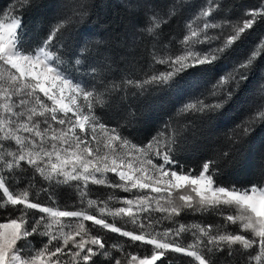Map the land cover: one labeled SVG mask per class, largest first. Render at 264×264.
Instances as JSON below:
<instances>
[{
    "label": "snow or ice",
    "instance_id": "snow-or-ice-1",
    "mask_svg": "<svg viewBox=\"0 0 264 264\" xmlns=\"http://www.w3.org/2000/svg\"><path fill=\"white\" fill-rule=\"evenodd\" d=\"M38 6L43 5L26 0L22 11ZM84 7L71 0L59 5L48 28L31 47L24 44L26 30L14 7L3 12L7 19L0 21V209L8 212L0 216L5 221L0 222V264H105L99 257H109L107 264H111L114 258L109 256L103 237L90 230L88 221L129 238L133 244L151 246L150 255L126 254L130 255L128 264H163L162 258L169 252L190 257L194 264H216L213 257L227 258L239 252L246 257L244 264H264V175L246 185L217 181L223 172L221 161L234 160L257 127H264V102L250 104L227 129L223 151L202 158L190 169L175 158L182 136L171 121L146 142L134 143L118 125L112 126L97 114L98 109L110 106L109 98L122 99L120 93L125 89L142 90L146 85L179 89L174 80L189 75L193 78L189 86L204 82L205 91L177 109V116L202 120H211L213 114L222 116L244 90L257 61L264 59V37L243 57L232 59L248 30L264 21V5L248 12L242 25L228 23L227 32L223 24L209 19L211 4L201 8L186 25L181 54L171 55L159 47L161 25L167 21L155 5L144 0L145 24L139 35L152 41L149 55L153 64L165 65L168 70L143 81L126 78L120 83L98 75L100 69L93 62L88 42L73 43L71 39ZM174 11V7L169 9V18ZM212 29L221 32L210 35ZM221 63L226 70L213 78V67ZM256 92L264 96V76ZM6 143H14L15 149ZM25 166L49 183H74L81 205L89 196V184L131 196H109L105 201L87 198V207H95L99 215L83 206L61 209L33 202L32 179L29 188L19 192L9 187L12 175L23 172ZM109 173L118 180H110ZM114 199L120 200L121 206H109ZM225 208L231 210L227 215L222 211ZM213 211L238 231L224 228L213 233L212 225H186L177 219L186 212ZM153 213L159 217L154 218ZM108 216L127 217L139 231L122 229L108 222ZM165 220L176 227L162 226ZM188 233L192 240L185 246L182 240ZM37 236L43 238L42 247L26 251L22 242ZM115 264L122 261L116 259Z\"/></svg>",
    "mask_w": 264,
    "mask_h": 264
},
{
    "label": "trees",
    "instance_id": "trees-1",
    "mask_svg": "<svg viewBox=\"0 0 264 264\" xmlns=\"http://www.w3.org/2000/svg\"><path fill=\"white\" fill-rule=\"evenodd\" d=\"M36 5L33 10L22 11L26 6V0H0V19L3 12L15 8V14L22 17L23 27L26 30L24 44L27 47L34 46L38 39L48 28L55 11L59 10V5L69 3V0H33ZM73 3H82L84 16L73 26L71 39L73 43L83 44L88 42L100 71L98 75L106 77L108 81L120 83L122 79H133L143 81L156 71L161 70L164 65L153 64L149 53L152 49V41L146 36L139 35V29L145 24L143 10L144 0H71ZM165 17L166 23L161 25L159 47L176 48L183 19L187 14L184 3L179 0H148ZM260 5H264V0H211L213 8L212 16L222 21L232 24L243 23L245 10L249 12ZM55 6V7H54ZM174 7L175 11L169 18V9ZM247 37L236 47L232 53V59L243 57L253 46L258 45L261 37H264V21L257 22L254 27L248 30ZM229 62V66H230ZM225 64L221 63L213 67L210 75L214 78L225 71ZM264 76V59H259L257 65L244 90L236 98V101L227 107L223 115L213 114L211 120L199 119L185 116H177L179 109L186 101L192 100L205 91L204 82L198 85L189 82L193 78L189 75L177 77L175 86L158 88L153 85H146L144 89L128 88L120 93L122 99L110 100V106L100 110L97 114L109 121L112 126H119L123 134L133 140L134 143L146 142L155 134L157 129L163 127L165 122L171 121L172 124L181 129L182 140L177 146L175 158L180 165L185 168H193L204 157L211 156L218 151H223L226 147L224 133L231 128L241 116L249 110L250 104L264 102V96L256 92L260 77ZM196 80H199L197 74ZM210 86V85H209ZM102 91V88L99 89ZM219 124V126H217ZM6 143L5 146H7ZM223 172L217 177V181L222 184L246 185L254 179L264 175V127H257L254 134L243 146L242 151L232 161H221ZM110 180H118L114 174L109 173ZM33 180L30 188V199L33 202L58 206L61 209H79L85 207L89 212L95 213L94 207H87V198L93 200H108L109 196L117 198L128 197L130 193L113 189L103 185H88L89 196L85 198L81 205L80 194L76 185L49 183L34 173L32 169L25 166L23 172L13 174L9 180L10 190L19 192L29 188V180ZM51 195L53 200H49ZM0 196L2 191L0 190ZM6 199V198H5ZM3 201H0L2 203ZM109 206H121V201L114 199L109 201ZM224 215L229 214L230 209H222ZM8 212L0 209V216H7ZM19 215V213H15ZM154 218L159 214L153 213ZM108 222L115 223L118 227L125 230L138 232V227L134 226L127 217L113 218L106 217ZM179 222L193 221L197 224L208 226L212 225L213 233L229 231L238 228L226 222L218 212H186L177 218ZM4 222V220H0ZM94 234L101 235L105 241L109 256L113 257L111 264H115L116 259H120L122 264H128L130 255L139 256L150 255L151 246L143 245L140 242L133 244L129 238L122 237L118 233L99 229L93 226L91 221L86 222ZM162 226H171L168 221H163ZM188 236V237H187ZM190 237L185 234L182 240L186 242ZM41 237H29L22 242L26 245V251H32L42 247ZM185 244V243H183ZM123 248V252L117 247ZM254 254V253H253ZM109 257H99L107 264ZM163 264H192V258L183 254L169 252L167 257L162 258ZM216 264H244L246 257H242L236 252L231 257H213Z\"/></svg>",
    "mask_w": 264,
    "mask_h": 264
},
{
    "label": "rangeland",
    "instance_id": "rangeland-1",
    "mask_svg": "<svg viewBox=\"0 0 264 264\" xmlns=\"http://www.w3.org/2000/svg\"><path fill=\"white\" fill-rule=\"evenodd\" d=\"M181 3H184V6L186 7L187 9V14L185 15L184 19H183V27H182V31H181V34L179 36V38L177 39V42H178V47L176 48H162V50L168 52L169 54L171 55H179L181 54L182 52V49H183V45L181 43V41L183 40V36L186 35L188 33V29L186 27L187 23L193 19H195V17L197 16V14L199 13V11L201 10V8H207L209 6V4H211V0H179ZM249 11L248 10H245V14L248 13ZM7 18L5 17H2L0 19V21H4L6 20ZM212 22H215L217 24H223L225 27H224V31L227 32L229 29L227 28V25L228 23H231V22H227V21H220L219 19L215 18L214 16H211L209 18ZM200 26L202 27V21L199 22ZM232 24V23H231ZM234 25V24H233ZM221 32V29H212L210 30V35H216V34H219ZM168 69H166L165 65L164 67L159 70V71H156L154 73H159V72H163V71H166ZM153 74V73H152ZM151 74V75H152ZM150 75V76H151ZM186 102H191V100H188ZM8 148L10 149H15V145L14 143H8L7 146ZM2 191V190H1ZM131 194L128 196V197H124V198H130ZM94 211L97 215H99V213L97 212V209L94 207ZM5 222V221H4ZM131 222V221H130ZM180 223H184V222H180ZM184 224L186 225H192V224H197L193 221H189V222H185ZM172 227H176L175 224L171 225ZM190 235V237L188 238V240L186 242H183L185 243L184 245L186 246L188 243L191 242L192 240V236L190 233H188ZM188 237V236H187ZM255 254V253H254ZM253 254V255H254ZM194 264V262L192 263ZM252 264H255V262L253 261Z\"/></svg>",
    "mask_w": 264,
    "mask_h": 264
}]
</instances>
